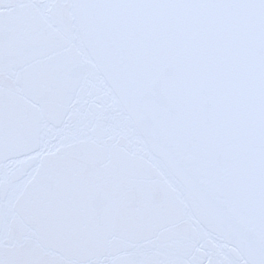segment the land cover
<instances>
[{"label": "snow or ice", "instance_id": "6c2138e0", "mask_svg": "<svg viewBox=\"0 0 264 264\" xmlns=\"http://www.w3.org/2000/svg\"><path fill=\"white\" fill-rule=\"evenodd\" d=\"M0 264H264V0H0Z\"/></svg>", "mask_w": 264, "mask_h": 264}]
</instances>
